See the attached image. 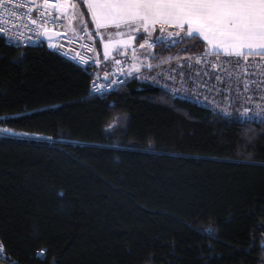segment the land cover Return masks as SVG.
Returning a JSON list of instances; mask_svg holds the SVG:
<instances>
[{
  "label": "trees",
  "instance_id": "obj_1",
  "mask_svg": "<svg viewBox=\"0 0 264 264\" xmlns=\"http://www.w3.org/2000/svg\"><path fill=\"white\" fill-rule=\"evenodd\" d=\"M192 43L161 38L150 61L206 54ZM109 65L0 36V131L20 136H0L10 262L264 264V123L138 77L91 95Z\"/></svg>",
  "mask_w": 264,
  "mask_h": 264
},
{
  "label": "snow or ice",
  "instance_id": "obj_2",
  "mask_svg": "<svg viewBox=\"0 0 264 264\" xmlns=\"http://www.w3.org/2000/svg\"><path fill=\"white\" fill-rule=\"evenodd\" d=\"M7 2L15 6L16 0ZM5 3L6 0H0V7ZM21 6L29 12L33 7L38 11L43 10L38 30L44 33L50 31L44 24L49 7L59 12L60 17L66 18L69 23L77 18L76 0H39L35 5ZM87 8L97 29H115V35L119 37H123L125 32L128 33L127 40L109 39L105 43V55L110 45L126 44L132 40L133 33L140 32L143 35L155 30L157 26L161 31H164L165 26H170L184 33L179 40L194 41L191 48L197 47L202 38L211 49L208 54L214 55L215 59H219L215 55L219 53L235 57L233 66L239 68L241 64L245 65L244 72H247L250 57L259 56L264 60V0H88ZM29 19L31 25H37L36 19L31 16ZM57 19V16L52 17L53 22ZM6 31V28L0 27V32ZM108 34L113 35L111 31ZM212 66L217 67L216 64ZM223 115L245 117L249 121L258 116L264 123V109L252 115L247 108L242 113ZM3 247V242H0V249ZM40 255L42 254L38 253Z\"/></svg>",
  "mask_w": 264,
  "mask_h": 264
},
{
  "label": "rangeland",
  "instance_id": "obj_3",
  "mask_svg": "<svg viewBox=\"0 0 264 264\" xmlns=\"http://www.w3.org/2000/svg\"><path fill=\"white\" fill-rule=\"evenodd\" d=\"M157 31L159 35L156 40L151 36L147 43H143V49L140 52L136 51L140 58L139 62L133 63V65L139 66L140 69L136 68L135 72L132 71L133 74L146 68L149 71V74L145 76L148 81L159 84L180 97L189 98L199 104L209 106L221 114H230L231 110L239 104L238 113H242L243 109L247 108L249 114L252 115L264 109V60L256 57L249 58L250 63L247 65V72H244L245 65L243 64L239 68L233 66L235 57H219L217 60L214 56L207 54L189 55L175 59L169 56L167 60L154 65L150 61L152 51L149 42L164 39V36L169 32L166 28L164 31L157 28ZM175 33L177 37L172 39L174 42L184 35L178 30H175ZM114 47L115 44L110 45L107 52L111 53ZM94 55L98 60L99 53L97 50ZM198 57L200 59H197ZM120 60L126 63L128 67H132L129 59L121 58ZM205 61H211V63ZM213 64H216L217 67H213ZM246 83L247 89H245ZM253 119L259 120V117L254 116ZM27 136L31 139H44L39 136Z\"/></svg>",
  "mask_w": 264,
  "mask_h": 264
},
{
  "label": "built area",
  "instance_id": "obj_4",
  "mask_svg": "<svg viewBox=\"0 0 264 264\" xmlns=\"http://www.w3.org/2000/svg\"><path fill=\"white\" fill-rule=\"evenodd\" d=\"M39 0H16L13 3H6L0 7V27L6 28V32H0L7 45L16 47L43 46L46 45L51 51L60 54L65 59L73 62L81 68H87L94 62V53L96 47L86 30H80L76 33L66 31V18L60 17V13L54 11L51 7L47 9L48 17L44 21L45 26L52 32L59 33V37L45 39L44 32L38 30L40 17L43 10H36L34 7L31 12L23 4L35 5ZM5 8L7 11H5ZM29 16L37 20V25H31ZM58 19L53 22L52 17ZM175 30H169L164 39L172 41L176 39ZM151 55L155 48V41H150ZM150 68V66H148ZM129 67L126 63H119L116 66L107 68L104 75H98L90 85L92 95L105 96L118 89L127 82ZM107 78L108 81H105ZM0 136H10L0 133ZM0 263L12 264L5 252V248L0 249Z\"/></svg>",
  "mask_w": 264,
  "mask_h": 264
},
{
  "label": "crops",
  "instance_id": "obj_5",
  "mask_svg": "<svg viewBox=\"0 0 264 264\" xmlns=\"http://www.w3.org/2000/svg\"><path fill=\"white\" fill-rule=\"evenodd\" d=\"M77 4H78V9H77V18L72 20L71 23H69V21L66 19V31L70 32V33H76L80 30H86L89 34V37L92 39V41L94 42V44H100L101 46V57L97 60L95 58L94 55V65H105V64H110L109 66H107L106 68L112 66L116 61L120 60L121 58L124 59H129V61L131 62V66L129 67V71L130 72H135L136 68H139V66H135L133 65L136 64V62H139V55L137 54L136 51H139L143 49V47H141V45H143V43H147L146 41L148 39H151V37L149 36L150 34H154L157 31V28L159 29L160 27L157 26L155 30L151 31L150 33H145V34H141L140 32H136L133 33V39L128 41L126 44L125 43H119V44H115V47L112 49L111 53L107 52V55H105V43L111 39V40H127L128 38V33L125 32L123 37H119L115 35L116 30L115 29H104V28H100L97 29L96 25L94 22H92L91 20V14L90 11L87 8V3L88 0H76ZM87 22V23H83V22ZM166 29L168 30H177L174 29L170 26H165ZM109 31H111L113 33V35L109 36ZM179 31V30H178ZM183 33V32H181ZM184 34V33H183ZM146 36V37H145ZM202 40V38H200ZM139 43V41H141ZM206 46H207V42H205ZM211 51V49L207 46V52L206 54L209 55L208 53ZM143 52V51H142ZM141 52V53H142ZM218 55L219 57H228L226 54L223 53H219V54H215ZM210 56H214V55H210ZM260 58L259 56H254V57H250V58ZM137 59V60H136ZM138 64V63H137ZM143 68V66H141ZM132 68V70H131ZM141 68V69H142ZM140 69V68H139ZM106 69L105 70H100L99 74L100 75H104ZM138 74V75H136ZM135 75L137 77H140L142 80L148 81L146 79V75L149 74V71L146 70H140V72H137Z\"/></svg>",
  "mask_w": 264,
  "mask_h": 264
},
{
  "label": "bare ground",
  "instance_id": "obj_6",
  "mask_svg": "<svg viewBox=\"0 0 264 264\" xmlns=\"http://www.w3.org/2000/svg\"><path fill=\"white\" fill-rule=\"evenodd\" d=\"M119 63H122V60H118L117 62H116V64L114 63L113 64V66H116L117 64H119ZM91 66V65H90ZM97 77V76H96ZM95 77V78H96ZM135 77H137L135 74H133L132 72H130V71H128V75H127V80H130V79H133V78H135ZM138 78H140V77H138ZM105 81H108V80H105ZM92 83V82H91ZM90 94H91V92H90ZM92 95V94H91ZM106 95H108V94H106ZM105 95V96H106ZM95 96H97V95H95ZM105 96H98V97H105ZM0 133H4V132H2V131H0ZM4 134H7V133H4ZM12 137H20V136H17V135H12Z\"/></svg>",
  "mask_w": 264,
  "mask_h": 264
},
{
  "label": "water",
  "instance_id": "obj_7",
  "mask_svg": "<svg viewBox=\"0 0 264 264\" xmlns=\"http://www.w3.org/2000/svg\"><path fill=\"white\" fill-rule=\"evenodd\" d=\"M59 33L56 32H52V31H48L47 33H44V38L45 39H53V38H57L59 37ZM105 80H107V78L104 77Z\"/></svg>",
  "mask_w": 264,
  "mask_h": 264
}]
</instances>
